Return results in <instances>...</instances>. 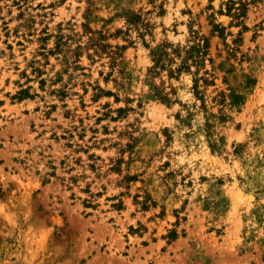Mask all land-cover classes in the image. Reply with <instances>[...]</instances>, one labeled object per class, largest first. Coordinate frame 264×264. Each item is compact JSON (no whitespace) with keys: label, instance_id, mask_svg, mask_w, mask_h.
Instances as JSON below:
<instances>
[{"label":"rangeland","instance_id":"374dc122","mask_svg":"<svg viewBox=\"0 0 264 264\" xmlns=\"http://www.w3.org/2000/svg\"><path fill=\"white\" fill-rule=\"evenodd\" d=\"M229 3L0 0V264H264V2L240 20ZM87 28L124 74L76 56ZM192 31L196 89L144 46Z\"/></svg>","mask_w":264,"mask_h":264},{"label":"trees","instance_id":"16d2710c","mask_svg":"<svg viewBox=\"0 0 264 264\" xmlns=\"http://www.w3.org/2000/svg\"><path fill=\"white\" fill-rule=\"evenodd\" d=\"M260 2H264V0H239L236 2L230 0L226 10L231 14V17L240 20L246 17L250 5ZM125 17L128 24L136 28L139 37L143 39L144 35L149 33L150 25L142 19L141 15L129 12ZM85 32L86 41L76 44V56H79L83 48L92 49V54L107 59L108 67L111 70H116L118 74H124V70L121 68L122 61L120 60L121 51L124 47L119 48L106 43L105 36L101 31L94 32L87 28ZM190 37L191 44L183 46H174L168 42H162L155 47H150L144 44V41L143 44L149 50V56L152 62L150 71H153L155 74L166 72L169 78H174L178 77L183 72L190 73L191 68H194L195 77L200 73L204 76H201L199 79H193V88L196 89L199 80L208 83L205 76L208 75L209 72L204 68L206 62H209V39L202 35H198L196 31H192ZM63 46L69 47L66 45V42L63 41L62 37L58 36L55 45L56 51L61 50ZM156 96L157 99L163 103H168L170 101L169 98L161 92H157ZM17 97L19 99H24L30 97V94L27 90H21L18 92Z\"/></svg>","mask_w":264,"mask_h":264}]
</instances>
